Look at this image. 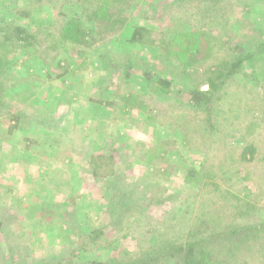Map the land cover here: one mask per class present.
<instances>
[{
	"label": "rangeland",
	"instance_id": "obj_1",
	"mask_svg": "<svg viewBox=\"0 0 264 264\" xmlns=\"http://www.w3.org/2000/svg\"><path fill=\"white\" fill-rule=\"evenodd\" d=\"M18 7L28 10L29 17L8 14V9ZM60 13L77 18L92 32L93 25L64 0H0V20H12L40 39L49 35V41L30 54L17 50L7 57L12 59L13 80L6 86L14 84L9 87L12 109L8 114L4 109L0 117V222L4 223L0 262L66 259L79 249L82 259L74 261H106L123 250L134 251V235L143 226L158 224L154 217L162 214L160 207L139 213L142 216L127 215L123 223L127 231L109 226L107 197L99 184L78 170L88 154L84 150L113 148L117 170L129 169L125 170L129 178L156 182L169 193L185 188V171L197 170L203 158L213 154L229 170L215 182L251 206L238 224L264 219V58L245 60L218 87L213 97V130H205L202 113L195 118L194 110L188 109L189 95L183 90L193 84L202 90L208 87L203 79L196 83L193 78L189 84L185 74L204 72L205 78L219 83L229 61L255 52L264 40V0H131L125 13L127 29L85 48L56 42ZM134 26L149 29L155 39L170 40L169 54L126 42ZM191 54L198 62L195 58L191 65H178ZM143 70L156 75L146 81ZM156 77L167 78L170 86L157 87ZM131 94L134 106L125 100ZM164 96V104L153 107ZM143 105L149 106L147 112L141 110ZM157 106L167 111L154 120L149 109ZM177 114L193 120L187 148L169 124ZM15 115L18 122L10 119ZM161 147L170 152L172 165L167 170L155 156ZM243 151L252 156L242 160ZM186 195L189 191L183 192ZM132 223L142 230L133 229ZM95 230L103 235L90 241ZM221 258L218 264L234 263L230 255Z\"/></svg>",
	"mask_w": 264,
	"mask_h": 264
},
{
	"label": "trees",
	"instance_id": "obj_2",
	"mask_svg": "<svg viewBox=\"0 0 264 264\" xmlns=\"http://www.w3.org/2000/svg\"><path fill=\"white\" fill-rule=\"evenodd\" d=\"M131 0H64L65 5L70 9L79 10L89 24L93 25L92 32L82 25L77 18H67L63 13L59 16L61 20L55 25V37L57 43H67L73 47H90L93 44L109 39L127 29V17L125 13L130 8ZM18 7L14 10L8 9V14L13 17H29L28 10H21ZM210 8V7H209ZM205 15L208 9H204ZM125 32V31H124ZM49 35L40 39L35 32H30L26 28L16 24L12 20H0V117L3 110L6 113L12 109L10 88L12 84L6 86V83L13 80V74L9 71V65L12 59L7 57L15 51L24 50L30 54L36 50L41 43L49 41ZM126 42L139 45H147L154 49L169 54L171 45L170 40L155 39L153 33L144 27L134 26L129 34L126 35ZM166 54V55H167ZM209 53V55H211ZM173 56L177 57L176 54ZM172 57V56H171ZM264 58V40L258 44L255 52L247 53L245 56L236 57L229 63V70L224 75V79L217 83L211 77H206L204 72L197 76L185 74L188 77V83L193 82V78L207 80V89L202 90V86L189 85L184 86L183 90L189 95L188 109L194 110L197 118V112L202 113L201 121L206 123L207 131L213 130V97L219 86L224 81L235 75L245 60L252 58ZM178 58V57H177ZM176 58V59H177ZM185 61L178 63L191 65L198 58L191 54ZM196 58V59H195ZM177 62V60H176ZM171 63L175 68L177 63ZM196 62V63H197ZM67 72V66L63 68V74ZM155 73L150 70H143V78L150 81L155 77ZM215 78H221V75H215ZM20 82V81H17ZM170 81L164 77H156V86L166 88L170 86ZM133 94L125 98L128 104H133ZM160 101V102H159ZM154 101V106L164 104L165 96L162 100ZM134 106V104H133ZM149 109L153 111L152 118L155 120L159 114H164L167 109L162 107ZM148 105L140 106L142 111H148ZM170 114V111L169 113ZM190 115V114H189ZM175 116V115H174ZM187 117V116H186ZM15 122L19 121V116L10 117ZM191 117L185 118L184 115H176L169 124L172 130H177L185 142L184 147L190 145L188 133L192 125ZM200 121V122H201ZM174 144V143H173ZM247 150V147H245ZM156 159L158 163L171 166V160L166 147L156 149ZM113 148L107 151L104 147L101 153H93L83 158L81 172L86 173L90 178L102 188L107 197L106 209L109 213L108 223L119 231H127V215L142 216L144 211L153 212L154 208L160 207L162 214L156 218L157 225L154 228L134 225L133 229L142 231L134 235L136 249L134 251L123 250L121 255L116 258H109L106 261L91 260L88 262L74 261L75 257L82 259V249L75 251V255L66 259H51L46 262L39 261L35 264H161L163 260L172 264H218L223 261L221 256L230 255L234 263L230 264H248L256 260L258 264H264V219L259 223L246 224L240 226L238 219L244 218L246 210L250 209L249 203L240 199L237 195L230 193L225 187H221L215 182L222 177L227 170L224 161L211 155L210 158H203L200 168L197 170L189 167L185 171V188H180L178 192L169 193L161 188L156 182H145L142 177L136 179L130 176L123 169L117 170L114 163L112 152ZM241 153V159L246 160V155L251 153ZM209 159V160H206ZM157 173L158 168L155 167ZM165 170L162 169L163 172ZM228 176V174L226 175ZM189 186V189H188ZM190 196H183V192H188ZM190 200L191 203H188ZM196 204L194 208L193 205ZM141 213V214H139ZM4 223L0 222V228ZM125 227V228H124ZM3 235V230L0 229ZM126 234V232H125ZM101 230H95L90 234V241L102 236ZM128 234L124 235L127 237ZM109 242H106L108 245ZM9 252H12L10 245H7ZM11 258V257H10ZM4 260V256L0 258ZM0 264H26L22 261H15L11 258L6 263ZM228 264V263H227Z\"/></svg>",
	"mask_w": 264,
	"mask_h": 264
},
{
	"label": "crops",
	"instance_id": "obj_3",
	"mask_svg": "<svg viewBox=\"0 0 264 264\" xmlns=\"http://www.w3.org/2000/svg\"><path fill=\"white\" fill-rule=\"evenodd\" d=\"M108 116H109V114H107ZM98 120H100L101 121V118L99 117L98 118ZM27 142L29 143V142H32V140H30V139H27ZM51 147H54V146H51ZM51 147H49V148H47V149H50ZM102 152V149L100 150V151H96V152H86L85 150L83 151V154H86V153H88L87 155H89V154H93V153H101ZM86 155V156H87ZM81 157V156H80ZM83 158H86V157H83Z\"/></svg>",
	"mask_w": 264,
	"mask_h": 264
}]
</instances>
